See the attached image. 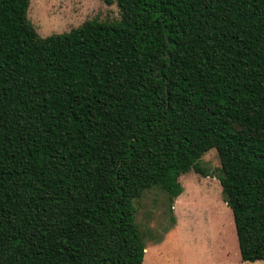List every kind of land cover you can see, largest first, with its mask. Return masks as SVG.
I'll return each instance as SVG.
<instances>
[{"label": "trees", "instance_id": "1", "mask_svg": "<svg viewBox=\"0 0 264 264\" xmlns=\"http://www.w3.org/2000/svg\"><path fill=\"white\" fill-rule=\"evenodd\" d=\"M41 36L0 0V264H143L134 201L170 205L215 148L240 259L264 260V0H103Z\"/></svg>", "mask_w": 264, "mask_h": 264}, {"label": "rangeland", "instance_id": "2", "mask_svg": "<svg viewBox=\"0 0 264 264\" xmlns=\"http://www.w3.org/2000/svg\"><path fill=\"white\" fill-rule=\"evenodd\" d=\"M116 4L103 0H30L27 16L41 36L67 32L87 19L114 20ZM203 172L181 175L182 193L172 206L166 192L146 190L134 201L135 220L146 242L143 264H264L240 259L231 209L217 176L211 148L199 160Z\"/></svg>", "mask_w": 264, "mask_h": 264}]
</instances>
